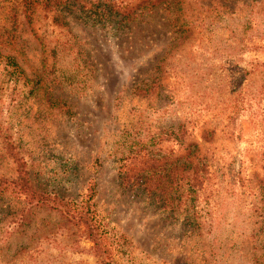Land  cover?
Returning a JSON list of instances; mask_svg holds the SVG:
<instances>
[{"label": "rangeland", "instance_id": "obj_1", "mask_svg": "<svg viewBox=\"0 0 264 264\" xmlns=\"http://www.w3.org/2000/svg\"><path fill=\"white\" fill-rule=\"evenodd\" d=\"M136 3L0 0V177L103 250L9 190L0 264H264V0Z\"/></svg>", "mask_w": 264, "mask_h": 264}, {"label": "trees", "instance_id": "obj_2", "mask_svg": "<svg viewBox=\"0 0 264 264\" xmlns=\"http://www.w3.org/2000/svg\"><path fill=\"white\" fill-rule=\"evenodd\" d=\"M165 1L173 2L175 0H137V5L129 11L130 17L126 18L129 20H137L138 16L142 14V10H152L153 8L159 6L162 2ZM138 8L140 9L139 11ZM13 156L15 158L14 154ZM21 166L22 164L16 160L17 175L14 179H4L0 177V197L4 196V194H6L9 190H15V192L24 195V198L27 200V202L31 204L30 206L37 208L45 207L64 214V217L68 222L72 224H80L83 226L85 236L92 243V249L95 253L100 255V257H102L103 250H101V240L98 233L94 231V226L92 224V215L90 214L89 209L87 207L86 209L83 208L86 203H83L84 201H82L80 204L73 206L69 201H65L63 198H58L54 195L49 196L48 194L35 190L31 186L28 178L26 177V173ZM187 167L188 166H183L181 168V171H186ZM197 170H201L200 172H202V169H199L196 165H193L191 167L192 174L190 175V177L192 179H195L194 177ZM198 177H200V174ZM122 178L125 180L124 176H122ZM137 178H139V180L136 179V184L142 185L143 188H148L150 185H152L154 189L160 192H163L166 181L167 187L169 185V174L167 173H165L164 175H153L152 173L149 176H147L146 174L144 177L137 176ZM165 178L166 180H164ZM89 196H91V194L88 195V197Z\"/></svg>", "mask_w": 264, "mask_h": 264}]
</instances>
